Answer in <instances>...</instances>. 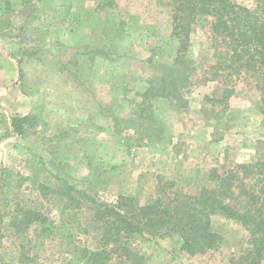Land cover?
Masks as SVG:
<instances>
[{
  "label": "rangeland",
  "instance_id": "374dc122",
  "mask_svg": "<svg viewBox=\"0 0 264 264\" xmlns=\"http://www.w3.org/2000/svg\"><path fill=\"white\" fill-rule=\"evenodd\" d=\"M169 2L0 0V74L9 77L0 84V264H83L96 233L85 205L63 208L55 191L63 183L103 203L146 202L158 181L195 195L212 172L226 176L264 149L255 83L237 80L225 100L203 75L213 48L194 34L184 55L194 69L186 108L151 99L141 114L150 82L181 70ZM19 207L43 212L51 227L17 236L8 224ZM212 229L223 242L206 255L180 251L177 237L132 247L146 264H229L247 234L220 216Z\"/></svg>",
  "mask_w": 264,
  "mask_h": 264
},
{
  "label": "trees",
  "instance_id": "16d2710c",
  "mask_svg": "<svg viewBox=\"0 0 264 264\" xmlns=\"http://www.w3.org/2000/svg\"><path fill=\"white\" fill-rule=\"evenodd\" d=\"M169 5L171 37L177 43L173 63L181 70L175 78L161 75L157 83L150 82L154 86L141 95V114L150 109L146 103L151 99L186 108L194 69L184 55L194 34L213 48V63L203 73L205 80L219 82L225 100L233 94L237 80L254 82L260 94L257 111L264 119V0H255L253 8L230 0H170ZM210 181V187H202L195 195L181 192L174 183L158 181L156 197L143 203L127 195H119L114 203L99 202L66 183L65 189L55 191L64 200V209L85 205L90 213L96 240L94 249H82L83 264H146V258L132 247L138 238L177 237L180 251L206 255L223 242L212 229L215 216L240 225L247 234L229 264H264V149L226 176L212 172ZM10 220L8 225L17 236L32 227L49 228L52 223L43 212L20 207L13 210ZM24 250L21 247L20 257Z\"/></svg>",
  "mask_w": 264,
  "mask_h": 264
},
{
  "label": "crops",
  "instance_id": "0c3cea01",
  "mask_svg": "<svg viewBox=\"0 0 264 264\" xmlns=\"http://www.w3.org/2000/svg\"><path fill=\"white\" fill-rule=\"evenodd\" d=\"M175 55V54H174ZM9 65H11V64H9ZM15 73V72H14ZM13 72H11V75H13L14 74ZM1 75V81H0V84H2V85H4V84H8V82H9V80H8V76L7 75H5V76H2V74H0Z\"/></svg>",
  "mask_w": 264,
  "mask_h": 264
}]
</instances>
